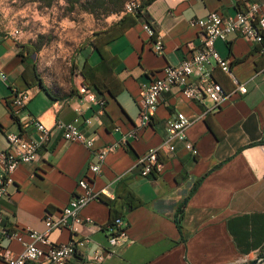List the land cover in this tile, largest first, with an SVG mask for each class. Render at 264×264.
<instances>
[{
    "label": "crops",
    "instance_id": "crops-1",
    "mask_svg": "<svg viewBox=\"0 0 264 264\" xmlns=\"http://www.w3.org/2000/svg\"><path fill=\"white\" fill-rule=\"evenodd\" d=\"M251 3H258L264 14V0H154L133 26L107 44L108 52L119 60L118 84L102 95L84 91L78 76L73 94L69 80L64 87H54L43 79L48 92L38 85L28 86L23 78L24 62L30 56L28 42L13 32L0 31V72L7 77L0 79V151L8 148L7 133L35 137L29 124L33 118L48 128L78 118L95 148L114 146L93 174L86 172L93 161L91 151L53 131L36 161L16 169L7 195L0 200L2 223L42 231L43 216L67 205L84 176L103 201L89 202L80 214L101 229L85 230L88 242L69 264H230L264 253V44L238 34L215 43L246 93L233 91L231 77L217 72L230 94L218 108L210 109L207 101L187 100L173 87L161 96L150 123L137 129L144 87L166 66L177 65L200 47L199 31L190 20L214 11L232 16ZM145 23L162 37V55L153 52V39L143 32ZM88 59L93 64L99 60ZM76 62L80 66L83 61L77 58ZM15 90L30 96L18 113L7 107ZM101 98L102 108L97 104ZM176 113L192 120L186 139L196 155L177 139H167V122ZM132 131L135 137L130 136ZM153 148L159 149L163 169L143 177L138 159ZM128 193L140 201L138 207L128 209ZM116 217L127 224L128 240L111 247L108 227ZM70 236L68 230L54 229L49 239L65 243ZM3 246L16 255L22 251L15 241ZM106 251L111 255L100 263L85 260Z\"/></svg>",
    "mask_w": 264,
    "mask_h": 264
},
{
    "label": "built area",
    "instance_id": "built-area-1",
    "mask_svg": "<svg viewBox=\"0 0 264 264\" xmlns=\"http://www.w3.org/2000/svg\"><path fill=\"white\" fill-rule=\"evenodd\" d=\"M139 7L138 2H127L124 6V14L134 15ZM258 3H251L245 10L236 12L232 16H224L216 11L210 12L204 18L190 20V25L196 27L200 35V47L187 59L175 66H166L160 76L148 83L143 89L142 104L137 116V129L146 127L151 117L155 114L159 100L164 93L171 88L180 89L182 96L187 100L207 101L210 109H216L229 97V93L215 80L214 70L219 68L224 74L231 77L234 85L233 91L246 93L247 88L240 85L232 76L230 65L221 57L215 49L217 41L228 39V30L231 27H242L239 34L257 45H263L264 41V14L259 11ZM152 40V50L156 55L163 54L162 37L155 34L154 29L145 23L143 30ZM18 33L15 31V34ZM264 52V47H262ZM0 79L6 81L7 77L0 72ZM90 100L92 99L89 96ZM88 98V99H89ZM30 96L26 91L15 90L10 100V108L13 113L24 109ZM99 107H104L103 98L97 101ZM89 123V121H86ZM192 120L183 113H176L167 122V139H177L184 144V148L193 155L197 150L186 139V130ZM35 129L36 136L28 137L20 133H7L5 135L8 148L0 151V200L7 195L8 187L13 182V175L20 165H27L36 161L38 151L51 140L53 131H59L64 141L84 144L90 151L93 161L88 163L86 172L97 174L108 153L114 146L102 148L94 147V140L86 138L79 127L78 118L70 123L58 121L53 128H48L36 118L29 122ZM136 129V130H137ZM136 132L130 136L135 137ZM166 144V143H165ZM173 150V147H167ZM140 174L143 177L161 173L163 164L159 161V149L153 148L143 154L137 162ZM78 192L74 195L58 213L47 212L42 218L44 229L42 231L26 228L18 229L6 226L2 223L0 213V261L3 264H69V262L86 246L88 239L85 230L101 229L90 218L83 217L81 210L91 201L100 200L101 195L94 194L86 177L77 181ZM105 194L106 192L103 191ZM54 229L68 230L71 233L70 240L65 243H54L49 239V234ZM84 231H83V230ZM127 224L118 217L110 223L108 242L111 247L124 245L128 240ZM15 241L22 246L19 254H13L11 250L3 246V243ZM111 253L95 252L86 256V261L100 263ZM261 262L264 253H261ZM258 256V257H259ZM250 257L247 259H256Z\"/></svg>",
    "mask_w": 264,
    "mask_h": 264
},
{
    "label": "rangeland",
    "instance_id": "rangeland-1",
    "mask_svg": "<svg viewBox=\"0 0 264 264\" xmlns=\"http://www.w3.org/2000/svg\"><path fill=\"white\" fill-rule=\"evenodd\" d=\"M110 16L106 20L76 9L68 13L65 2L58 0L52 7L45 8L39 0H0V31H17L21 41L35 43L43 41L37 55L38 68L44 81L52 86L64 87L69 80L70 60L77 64L97 55L86 46L79 54L75 51L86 44L93 32L116 21ZM262 252L251 256H259Z\"/></svg>",
    "mask_w": 264,
    "mask_h": 264
},
{
    "label": "trees",
    "instance_id": "trees-1",
    "mask_svg": "<svg viewBox=\"0 0 264 264\" xmlns=\"http://www.w3.org/2000/svg\"><path fill=\"white\" fill-rule=\"evenodd\" d=\"M45 8L52 7L58 0H39ZM65 2V9L68 13L74 12L76 9L92 15L95 19L106 20L110 16H121L117 21H114L101 29L93 32L88 42L80 45L75 51V54L83 50L86 46L98 57V62L93 64L88 57L84 58L82 64H74L72 58L69 66V82L71 86L70 94L76 90L74 87L75 77L81 79L80 84L84 91L94 90L99 94H104L115 85L118 84L115 68L119 64V60L111 55L106 49L107 44L122 36L128 28L136 23L137 18L143 14L146 6L151 4L154 0H63ZM135 1L139 3L137 12L132 14H124V6L127 2ZM142 26H145L143 24ZM264 44V41H263ZM43 41L35 43H26L25 46L30 48V56L25 60V71L23 78L27 81L28 86L38 85L43 91L48 92V89L43 84V78L40 75L38 68L37 55L41 50ZM29 75H28V73ZM217 72L224 74L219 68H215L214 77L217 82ZM225 75V74H224ZM220 83V82H219ZM221 84V83H220ZM222 85V84H221ZM89 97V96H87ZM10 103L7 102V107L10 112ZM102 200V197L100 198ZM103 201V200H102ZM126 203L128 209H134L140 205V201L136 200L131 193L126 196ZM118 218V217H116ZM114 218V219H116ZM113 219V220H114Z\"/></svg>",
    "mask_w": 264,
    "mask_h": 264
},
{
    "label": "water",
    "instance_id": "water-1",
    "mask_svg": "<svg viewBox=\"0 0 264 264\" xmlns=\"http://www.w3.org/2000/svg\"><path fill=\"white\" fill-rule=\"evenodd\" d=\"M230 264H264V263L261 262V256H259L256 259L241 258Z\"/></svg>",
    "mask_w": 264,
    "mask_h": 264
},
{
    "label": "bare ground",
    "instance_id": "bare-ground-1",
    "mask_svg": "<svg viewBox=\"0 0 264 264\" xmlns=\"http://www.w3.org/2000/svg\"><path fill=\"white\" fill-rule=\"evenodd\" d=\"M234 35V34H242V27H231L229 30H228V37L230 35ZM263 262H264V256L262 258Z\"/></svg>",
    "mask_w": 264,
    "mask_h": 264
}]
</instances>
